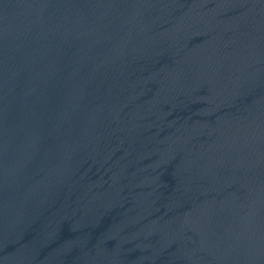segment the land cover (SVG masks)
Returning <instances> with one entry per match:
<instances>
[{
  "label": "water",
  "instance_id": "1",
  "mask_svg": "<svg viewBox=\"0 0 264 264\" xmlns=\"http://www.w3.org/2000/svg\"><path fill=\"white\" fill-rule=\"evenodd\" d=\"M0 264H264V0H0Z\"/></svg>",
  "mask_w": 264,
  "mask_h": 264
}]
</instances>
